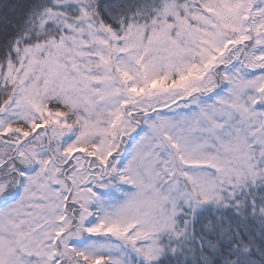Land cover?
I'll return each instance as SVG.
<instances>
[{"label":"snow or ice","instance_id":"snow-or-ice-1","mask_svg":"<svg viewBox=\"0 0 264 264\" xmlns=\"http://www.w3.org/2000/svg\"><path fill=\"white\" fill-rule=\"evenodd\" d=\"M0 264H264V0H0Z\"/></svg>","mask_w":264,"mask_h":264},{"label":"trees","instance_id":"trees-1","mask_svg":"<svg viewBox=\"0 0 264 264\" xmlns=\"http://www.w3.org/2000/svg\"><path fill=\"white\" fill-rule=\"evenodd\" d=\"M3 2H9V0H3ZM12 2H16V0H12ZM173 106H175V105H173ZM167 109H165V111H166Z\"/></svg>","mask_w":264,"mask_h":264},{"label":"rangeland","instance_id":"rangeland-1","mask_svg":"<svg viewBox=\"0 0 264 264\" xmlns=\"http://www.w3.org/2000/svg\"><path fill=\"white\" fill-rule=\"evenodd\" d=\"M173 108H175L176 106H172ZM167 111V110H166ZM133 135H135V134H133Z\"/></svg>","mask_w":264,"mask_h":264}]
</instances>
